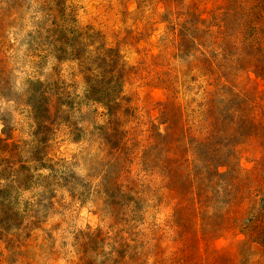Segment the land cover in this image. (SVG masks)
<instances>
[{"label": "rangeland", "instance_id": "obj_1", "mask_svg": "<svg viewBox=\"0 0 264 264\" xmlns=\"http://www.w3.org/2000/svg\"><path fill=\"white\" fill-rule=\"evenodd\" d=\"M0 264H264V0H0Z\"/></svg>", "mask_w": 264, "mask_h": 264}]
</instances>
